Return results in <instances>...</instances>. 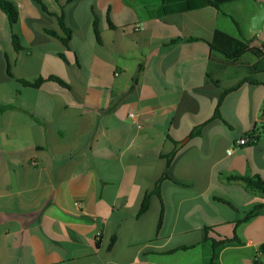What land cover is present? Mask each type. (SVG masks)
I'll return each mask as SVG.
<instances>
[{
	"label": "crops",
	"instance_id": "obj_1",
	"mask_svg": "<svg viewBox=\"0 0 264 264\" xmlns=\"http://www.w3.org/2000/svg\"><path fill=\"white\" fill-rule=\"evenodd\" d=\"M8 1L18 19L10 27L0 9V264H207L212 242L234 238L218 264H264V210L238 224L260 195L227 180L264 179V72L209 44L215 31L264 39V22L251 26L258 3L224 4L233 16L248 4L240 26L211 6L162 14L161 0ZM50 76L68 88L20 82ZM165 170L172 181L136 216Z\"/></svg>",
	"mask_w": 264,
	"mask_h": 264
},
{
	"label": "trees",
	"instance_id": "obj_2",
	"mask_svg": "<svg viewBox=\"0 0 264 264\" xmlns=\"http://www.w3.org/2000/svg\"><path fill=\"white\" fill-rule=\"evenodd\" d=\"M40 5H42L41 0H37ZM57 3V0H54ZM66 2H71L73 0H65ZM240 0H161L162 2V14H167L171 12H184L194 9L203 8L206 6H211L215 8L218 12H221L225 15L222 8L224 4L236 2ZM256 3H262L264 0H250ZM0 9L4 12V14L7 17L8 24L10 27H13L14 24H16L18 19V14L15 10V7L10 3L8 0H0ZM53 16L57 19V22L59 24V27L63 33V37L59 38L60 41L67 46L68 41L70 40V31L68 28L64 25V15L63 10L61 7H58V10L53 13ZM231 18V17H230ZM231 20L236 24L233 18ZM95 33L96 27L94 25ZM48 33L54 37H58L56 33L52 31H48ZM212 50L222 53L227 61L235 62L237 61L243 54H251L256 59L259 60V62L254 66V70L256 72H264V39H262L258 44H254L252 40L247 39H236L234 37H230L225 33H222L220 31H215L213 40L209 43ZM12 45L15 50H20V44L18 37L15 34H12ZM45 81H53L64 87L65 89L68 88L66 83H64L62 80H60L57 77H48L47 79L39 78L37 80H34L32 82L29 81H20L22 84L37 88ZM245 82L251 83V84H258L259 82L257 80L252 79H245ZM234 89H230L226 92H224L223 96L229 94L230 92L234 91ZM222 96V98H223ZM7 106L0 103V110L6 109ZM261 114L264 116V104L261 109ZM215 117H220L218 106L216 107L214 111ZM222 122L226 125L228 129L232 128V125L222 119ZM200 133V127L195 128L193 132L191 133L192 136H198ZM246 137H249L250 142L247 144H253L256 141V137L254 136V133H248ZM246 146V145H245ZM178 151V147H176L170 154H168L166 159V165L169 166L172 159L176 156ZM163 180H170L172 179L168 176L167 171L165 170L161 176V178L155 183L154 189L152 193H147L144 195L143 200L141 202L139 211L136 216H140L144 214L150 203V196L151 194L159 195V186L161 181ZM227 180L229 181H241L246 189L253 191L260 195L255 202L253 208L246 212L244 217L238 221L239 223L248 221L252 216L256 215L257 213L264 210V179H261L259 177L255 178H249V177H243L240 175H227ZM219 202H222L231 208H234L233 205L229 201H225L223 199H216ZM161 226V219L158 222L157 229ZM114 237H112L109 241L108 248H110L113 244ZM208 239H205L204 242H208ZM238 240L236 238L234 239H223L220 242H212L211 243V254L209 256V259L207 261V264H218V252L221 248L231 245V244H238ZM259 250L264 253V245H261L259 247Z\"/></svg>",
	"mask_w": 264,
	"mask_h": 264
},
{
	"label": "rangeland",
	"instance_id": "obj_3",
	"mask_svg": "<svg viewBox=\"0 0 264 264\" xmlns=\"http://www.w3.org/2000/svg\"><path fill=\"white\" fill-rule=\"evenodd\" d=\"M246 1H248L247 3H250L249 0H246ZM229 5H234V4H229ZM247 5L248 4H246L245 6H240V7L237 8V11H235L236 13H234V16H236V18L232 15L233 13H230V12L234 11V8H233L234 6H223L222 10H223L224 13H225V11L229 12V14L232 16L234 21H237V23H238V20H240L239 25L241 26L242 25L241 18L243 16H246L248 14V11L250 10L249 6H247Z\"/></svg>",
	"mask_w": 264,
	"mask_h": 264
},
{
	"label": "water",
	"instance_id": "obj_4",
	"mask_svg": "<svg viewBox=\"0 0 264 264\" xmlns=\"http://www.w3.org/2000/svg\"><path fill=\"white\" fill-rule=\"evenodd\" d=\"M259 13L252 17L251 26L253 30H259L264 22V2L258 4Z\"/></svg>",
	"mask_w": 264,
	"mask_h": 264
},
{
	"label": "built area",
	"instance_id": "obj_5",
	"mask_svg": "<svg viewBox=\"0 0 264 264\" xmlns=\"http://www.w3.org/2000/svg\"><path fill=\"white\" fill-rule=\"evenodd\" d=\"M134 115L130 114L129 117L133 118ZM250 142L249 137H242L241 139H239L232 148L228 149L226 152L227 154H231L233 152L234 149H238L240 147H243L245 145H247ZM76 206H79V203H76Z\"/></svg>",
	"mask_w": 264,
	"mask_h": 264
}]
</instances>
